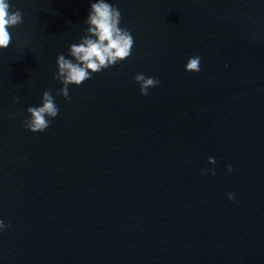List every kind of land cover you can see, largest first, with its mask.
<instances>
[{"label":"water","instance_id":"water-1","mask_svg":"<svg viewBox=\"0 0 264 264\" xmlns=\"http://www.w3.org/2000/svg\"><path fill=\"white\" fill-rule=\"evenodd\" d=\"M93 2L9 0L23 22L0 50V264H264V0H106L131 56L65 99L56 59ZM137 73L160 81L148 96ZM45 90L59 114L33 133Z\"/></svg>","mask_w":264,"mask_h":264},{"label":"clouds","instance_id":"clouds-1","mask_svg":"<svg viewBox=\"0 0 264 264\" xmlns=\"http://www.w3.org/2000/svg\"><path fill=\"white\" fill-rule=\"evenodd\" d=\"M23 22L20 10H11L9 0H0V50H6L11 44L12 35L9 29L17 27ZM88 25L87 34L80 43L70 45L68 59L64 54H59L56 59L57 72L54 79L61 82L62 87L56 90L57 96L71 99L69 85L80 86L86 80H90L93 74L100 73L109 67L115 66L131 56V50L135 45L134 38L127 28L120 27L121 12L106 0H95L90 4V11L85 22ZM201 60L199 56L189 57L185 71L198 73ZM134 81L139 85L142 96L149 95V89L157 87L160 81L154 77H146L143 73H137ZM19 98H15L18 102ZM28 117L24 120V127L33 133L44 132L51 124L52 119L59 114V107L55 103V97L50 90L42 94V103L38 107L27 108ZM209 164H215L213 157L208 158ZM232 166H227V171H232ZM215 175L214 169H202V174ZM230 201L234 200V194L228 193ZM10 227L0 219V231Z\"/></svg>","mask_w":264,"mask_h":264}]
</instances>
